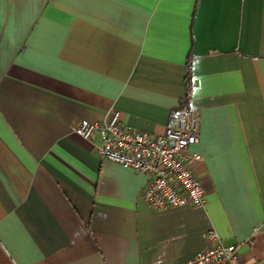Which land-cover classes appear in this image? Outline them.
I'll return each mask as SVG.
<instances>
[{"label": "crops", "instance_id": "1", "mask_svg": "<svg viewBox=\"0 0 264 264\" xmlns=\"http://www.w3.org/2000/svg\"><path fill=\"white\" fill-rule=\"evenodd\" d=\"M198 113L204 205L152 209L83 118L153 135ZM264 261V0H0V264Z\"/></svg>", "mask_w": 264, "mask_h": 264}, {"label": "built area", "instance_id": "2", "mask_svg": "<svg viewBox=\"0 0 264 264\" xmlns=\"http://www.w3.org/2000/svg\"><path fill=\"white\" fill-rule=\"evenodd\" d=\"M176 112L177 124L167 125L159 135L124 124L117 110L104 123L77 117L70 127L88 140L97 132L101 141L95 151L100 158L144 174L146 183L140 195L152 209L186 204L202 207L205 191L192 166L201 160V155L189 151V146L198 141V113L188 98ZM206 239L210 245L182 264H243L237 244H224L212 229L207 231Z\"/></svg>", "mask_w": 264, "mask_h": 264}, {"label": "trees", "instance_id": "3", "mask_svg": "<svg viewBox=\"0 0 264 264\" xmlns=\"http://www.w3.org/2000/svg\"><path fill=\"white\" fill-rule=\"evenodd\" d=\"M186 89H187V93H186V96L185 98L181 101V102H184L185 100H187L188 98V94H189V91H190V88H191V85H190V64L189 62H187V74H186Z\"/></svg>", "mask_w": 264, "mask_h": 264}]
</instances>
